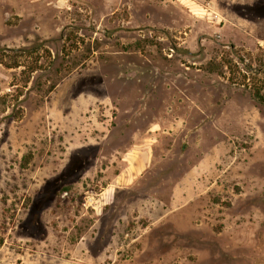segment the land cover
<instances>
[{
	"label": "rangeland",
	"instance_id": "374dc122",
	"mask_svg": "<svg viewBox=\"0 0 264 264\" xmlns=\"http://www.w3.org/2000/svg\"><path fill=\"white\" fill-rule=\"evenodd\" d=\"M264 0H0V264H264Z\"/></svg>",
	"mask_w": 264,
	"mask_h": 264
},
{
	"label": "trees",
	"instance_id": "16d2710c",
	"mask_svg": "<svg viewBox=\"0 0 264 264\" xmlns=\"http://www.w3.org/2000/svg\"><path fill=\"white\" fill-rule=\"evenodd\" d=\"M256 96L259 98V101H261L262 105L264 106V97L261 95L260 91L256 92Z\"/></svg>",
	"mask_w": 264,
	"mask_h": 264
}]
</instances>
